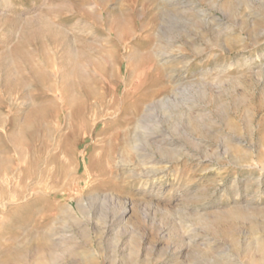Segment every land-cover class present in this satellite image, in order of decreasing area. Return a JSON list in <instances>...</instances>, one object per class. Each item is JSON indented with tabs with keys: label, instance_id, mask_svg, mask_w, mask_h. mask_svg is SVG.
Here are the masks:
<instances>
[{
	"label": "rangeland",
	"instance_id": "obj_1",
	"mask_svg": "<svg viewBox=\"0 0 264 264\" xmlns=\"http://www.w3.org/2000/svg\"><path fill=\"white\" fill-rule=\"evenodd\" d=\"M260 249L264 0H0V264Z\"/></svg>",
	"mask_w": 264,
	"mask_h": 264
},
{
	"label": "bare ground",
	"instance_id": "obj_2",
	"mask_svg": "<svg viewBox=\"0 0 264 264\" xmlns=\"http://www.w3.org/2000/svg\"><path fill=\"white\" fill-rule=\"evenodd\" d=\"M100 16H102V15H100ZM105 16H106V15H105ZM45 22H47V21H45ZM50 37H51V36H50ZM52 39H53V37H52ZM128 48H129V47H128ZM75 50H76V49H75ZM42 63H43V62H42ZM52 68H53V67H52ZM55 69H56V68H54L53 70H55ZM47 73H48V72H47ZM41 74H42V73H41ZM34 76H35V75H34ZM41 78H42V77H41ZM78 83H79V82H78ZM78 83H77V84H78ZM53 86H54V85H53ZM53 86H52V87H53ZM53 90H54V89H53ZM80 91H81V90H80ZM74 98H75V97H74ZM151 107H153V104H152L151 106L147 107V110H146L147 113H148V111L151 109ZM143 118H144V117H143ZM142 120H143V119H142ZM142 120L139 121L138 124L141 125V123L143 122ZM157 143H161V144H163L162 142H158V141L155 142V144H157ZM152 146H153V145H152ZM157 148H158V147H157ZM163 152H165V151L163 150ZM148 164H149V163H148ZM145 165H146V164H145ZM152 173H153V172H152ZM67 209H68L69 212H70V211L72 212V210H73V208H72L71 205H69ZM259 253H260V258L255 259V260H254V264H263V262H264V249H260V250H259ZM80 254H81V253H80ZM86 256H87V255H86ZM83 258H85L84 260H85L86 262L90 261L89 259H91L90 256H89V257H88V256H87V257H83ZM52 260H53V259H52ZM91 260H92V259H91ZM48 261H49V258H48ZM48 261H47V262H48ZM85 261H84V262H85ZM89 264H90V263H89Z\"/></svg>",
	"mask_w": 264,
	"mask_h": 264
}]
</instances>
